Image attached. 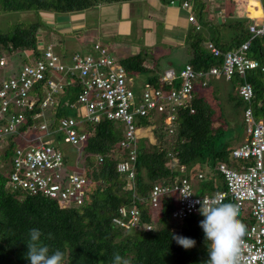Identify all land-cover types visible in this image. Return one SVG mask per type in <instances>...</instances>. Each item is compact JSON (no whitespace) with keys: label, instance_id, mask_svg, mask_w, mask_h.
I'll return each instance as SVG.
<instances>
[{"label":"trees","instance_id":"16d2710c","mask_svg":"<svg viewBox=\"0 0 264 264\" xmlns=\"http://www.w3.org/2000/svg\"><path fill=\"white\" fill-rule=\"evenodd\" d=\"M123 1L128 0H0V9L35 11L39 17L45 11L70 13ZM164 1L169 3L170 0ZM262 4L264 9V0ZM233 6L235 10L231 9V12L234 15L245 13L257 17L263 13L259 0ZM199 21L203 28L197 30L195 26H191L186 34V47L190 55L188 63L197 70H208L221 61L206 47L209 38L226 50L238 47L251 36L248 25L253 20L249 17L229 19L226 25L233 26L235 31L231 39L223 41L218 34V26L208 25L201 18V13ZM43 24V19L38 18L29 25L17 23L9 31L0 30V57L5 56L7 63L12 65L14 54L22 56L24 61L25 52H38V30ZM207 28L213 30L211 37ZM248 55L260 63V67L254 69L248 79L254 88L252 105L256 117L264 121L263 36L252 39ZM146 59L147 53L141 50L120 60L128 74L135 76L136 80L138 74L147 72ZM220 76L233 85L232 91L225 92L224 104L230 108L228 112L218 99L220 97H214L215 107L201 92L204 88L211 87L214 79ZM145 81L156 86L163 85L157 74L149 75ZM238 84L237 77L227 80L222 75L210 77L206 86L199 84V88L194 90L195 112L192 113L190 109L179 111V124L172 136L166 133L162 113L154 110L147 116L139 117V127L155 125L154 135L158 144H152L147 139L138 140L133 179L117 170L118 162L130 152V149L123 150L119 146L124 139V125L108 119L86 123L91 134L79 150L82 152L80 162L88 179L87 196L83 204L78 206L62 207L55 199L9 187V163L18 145L16 137H10L9 145L0 159V264H30L26 259V242L32 228L43 233L42 240L49 246L50 254L57 248L65 253L64 264H112L114 253L128 259L130 264H205L209 258L208 245L200 226L203 217L200 211L177 222L172 218V211L177 204L176 195L163 197L158 216L148 197L154 184L175 182L184 175L195 180L200 194H213L226 189L218 164L239 165L242 161L232 158L231 147L241 143L247 135L237 133L234 129L235 123L239 121L246 132L243 121L246 103L236 89ZM163 86L166 89L171 87ZM72 97L74 95H69L66 91L61 95V100ZM64 108L60 104L51 110L56 119L66 115ZM216 121L219 122L217 126L214 125ZM172 153L174 157H171ZM98 155L103 157L101 162ZM65 162L69 169L75 168L74 165L73 168L68 165L71 159L66 154ZM181 166H185V169L182 170ZM199 173L203 174L202 178H199ZM223 203L232 201L228 197ZM123 205L140 208L143 221L152 224V228L126 230L119 227L113 219L120 215L119 208ZM238 218L246 227L253 222L248 205L239 211ZM49 234L51 239L48 238ZM173 234L191 238L196 244L185 249L172 239Z\"/></svg>","mask_w":264,"mask_h":264},{"label":"built area","instance_id":"2783aa9c","mask_svg":"<svg viewBox=\"0 0 264 264\" xmlns=\"http://www.w3.org/2000/svg\"><path fill=\"white\" fill-rule=\"evenodd\" d=\"M181 6L192 10L189 0H183ZM188 20L197 30L202 29L194 13L190 12ZM248 29L251 36L234 49H222L213 39H208L206 47L221 60L208 70H197L190 63L179 70L166 69L160 80L163 85L171 86L168 89L150 81L137 85L121 60L100 40H94L90 50L70 56L58 52L54 44L40 40L38 52H25L26 60L10 65L8 77L0 76V159L9 145V138L15 136L18 140L9 163V187L55 199L62 207L81 205L87 196L85 168L78 165V168L69 169L65 153L56 140L80 149L91 134L86 123H98L103 119L122 123L124 139L119 146L130 152L118 162L117 170L133 179L140 139L139 117L154 110L162 113L166 133L172 136L179 124V111L195 112L194 90L199 84L206 86L209 78L217 75L227 80L237 77L236 89L246 103L243 121L247 135L241 143L231 147L232 158L242 162L239 165L218 164L226 189L200 194L193 179L184 175L175 182L154 184L148 200L152 209L157 210L163 197L176 195L172 218L177 222L199 212L201 204L198 201L204 197L217 198L221 202L229 197L239 211L248 205L254 220L242 239L240 264H264V121L256 117L252 105L254 88L248 79V75L260 67L259 61L248 55V50L254 37H264V16L254 19ZM6 64L9 66L6 57H0V66ZM66 91L74 97L62 101L61 95ZM60 104L75 114L56 119L51 110ZM151 126L155 128L154 124ZM98 160H103L102 155H98ZM202 177L199 173V178ZM119 214L113 220L123 229L152 228V224L143 221L137 206L123 205Z\"/></svg>","mask_w":264,"mask_h":264},{"label":"rangeland","instance_id":"374dc122","mask_svg":"<svg viewBox=\"0 0 264 264\" xmlns=\"http://www.w3.org/2000/svg\"><path fill=\"white\" fill-rule=\"evenodd\" d=\"M129 1L130 0H128V2ZM124 3H127V1L120 3L123 5H118L115 3L112 6L77 10L71 13H55L51 11H45L39 17L35 11L0 9V30L9 31L17 23L29 25L35 23L38 18L43 19L44 24L41 25L40 29L38 30L40 40L55 44L54 41L59 39L60 42L58 43L62 45H58V51L66 53L68 56H70L74 52H86L89 49L88 44H91V41H93L91 34L92 32H95L94 29L98 28L96 31L100 37V30L102 27L107 25L106 27L108 29L104 28L101 32L102 34H106L107 32L112 35L113 38L108 40L107 45L110 47V50L117 59H121L124 56H129L142 50L151 57L155 56L158 58L160 60L159 63L162 64V66H166L169 64V62H172L171 65L177 70H179L182 65L188 62L190 55L186 45L169 46L161 39L163 29V26L161 27V25L163 22H155V20L157 21L158 19L154 17V12L150 11V2L147 0H139L133 3H128L127 5H124ZM232 9L235 10V7L233 6ZM150 14H152L155 19L153 17L150 18ZM59 15H65L63 17L64 23H62L65 27L60 28V26L57 25V23H60H56L58 20L57 17ZM242 15L246 14L243 13ZM83 17L88 23L87 27L93 26L94 29L86 30L87 27L84 29V25L81 26L79 22L76 21ZM158 24H160V26ZM151 35H153V43L152 46L147 47L145 46V40ZM154 36L157 37L156 41ZM105 41H107L106 38ZM14 55L15 56L12 57L14 64L23 61L22 56H17L18 54ZM11 67L10 65L7 66V64L3 67H0L1 75L5 74V76L8 77L11 74ZM155 72L156 71L151 70L150 72L140 73L136 77L146 80L149 75H153ZM232 88V83L225 81L220 76L218 79H214L211 87L204 88L201 90V92L212 101L213 105L215 96L220 97L218 99L224 104L226 100L225 92L227 93L229 90L232 91ZM216 90L217 93L215 92ZM214 106L217 107L216 105ZM224 109L226 112H228V109L230 108L225 105ZM64 110L68 115L75 114L74 111L69 107L65 106ZM229 116L230 115H228V118ZM233 122L235 123L236 120ZM214 125H219V122L216 121ZM234 129L237 133L240 132L244 135L247 134L244 132L243 124H241L239 121L235 123ZM55 142L71 159V162L68 163L70 167L73 168V165L75 168H78V165L82 166L80 162V158L82 156L81 150H79L76 146L65 143L59 139ZM158 211V209L154 210L156 216L159 214Z\"/></svg>","mask_w":264,"mask_h":264},{"label":"crops","instance_id":"0c3cea01","mask_svg":"<svg viewBox=\"0 0 264 264\" xmlns=\"http://www.w3.org/2000/svg\"><path fill=\"white\" fill-rule=\"evenodd\" d=\"M136 1H139V0H130L129 2L127 1V3H124V5H127L128 3H133ZM147 1L150 2V4H149L150 5V11H153L155 14L154 17L158 19L157 21L155 20V22H159V23L163 22L161 25V27L163 26L161 39L166 44H168L169 46H180V45L184 46V45H186V34L188 32V29L191 26H194L188 20V15L190 14V12L194 13L198 19H199V13H201V18L208 25L218 26L219 27L218 34L221 37L220 39L222 41H223V39L224 40L231 39L233 36V32L235 31L233 26H231V25L227 26L226 25V24H228L229 19H232V18L242 19V18H248L249 17L252 20H254V19L260 20L264 16V9H263L262 0H259V2L261 4L263 13H262V15L257 16V17H253L250 15H234L231 12V9H232L234 4H244V3L252 2L255 0H189L192 3V10L191 11L187 10L186 8H183L181 6V2L183 0H176V2H174V3H172L171 0L169 1V3H166V1H164V0H147ZM115 3L104 4V5L98 6V8H103L104 6H112ZM120 3L121 2H117L116 4L123 5ZM150 15H151L150 18H152L153 17L152 14H150ZM64 16L65 15H59L57 17V19L59 21L57 20L56 23L60 22V23H57V25H59L60 28L65 27L62 24V23H64V20H63ZM82 20H84V17L80 18L76 21H78L81 26L84 25L83 28L85 29L87 27L88 23L85 20L83 22H81ZM160 21H162V22H160ZM158 25L160 26V24H158ZM106 26L107 25L102 27V29L107 28ZM88 29H94V28H93V26H88L86 30H88ZM97 29H94L95 32H92V34H91V37H93L92 40L93 41L94 40H100L103 43L108 44V40L113 38L112 35L110 33H107V32H106V34H102V32H101L102 29H101L100 30V37H99L98 33L96 31ZM206 30L208 31V33L210 35L209 37H211V35L213 34V30H211L209 28H207ZM154 37H155V41H156L157 37L156 36H154ZM105 38L107 41H105ZM55 41H54L55 49L58 51V49H57L58 45H62V44L58 43V42H60L59 39H56ZM93 41H91V44ZM152 43H153V35L147 37V39L145 40V46H147V47L152 46ZM91 44L90 43L88 44L89 45L88 50H90ZM85 45H87V44H85ZM134 54H136V53H134ZM131 55H133V54H131ZM124 57H126V56H124ZM159 61L160 60L158 58H156L155 56L151 57L149 54H147V59L145 60V66L147 67L146 71L150 72L151 70H154V71H156L155 74L161 75L166 69L173 68V66L171 65L172 62H169V64L166 66H162V64H160ZM186 63H188V62H186ZM184 65H182L181 67H183ZM144 81L145 80H142L140 78H136L137 85H140ZM197 88H199V87L197 86ZM139 135H140V139H147L152 144L157 143V140H156L155 135H154V128L151 125L141 127L139 130ZM193 181L195 183L194 179H193Z\"/></svg>","mask_w":264,"mask_h":264},{"label":"clouds","instance_id":"9594fccd","mask_svg":"<svg viewBox=\"0 0 264 264\" xmlns=\"http://www.w3.org/2000/svg\"><path fill=\"white\" fill-rule=\"evenodd\" d=\"M198 203L201 204L200 214L204 217L200 226L208 245L209 258L205 264H240L242 239L247 227L238 218L239 207L233 203H223L217 198L204 197ZM42 236L43 233L37 228L29 230L26 259L30 264H64L65 253L57 248L50 254V248L44 243ZM48 238H52L51 234ZM172 239L185 249H190L196 244L191 238L175 234ZM112 264H130V261L119 253H114Z\"/></svg>","mask_w":264,"mask_h":264}]
</instances>
